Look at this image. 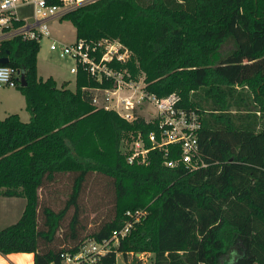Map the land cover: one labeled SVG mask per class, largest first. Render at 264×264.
<instances>
[{"label": "trees", "instance_id": "trees-1", "mask_svg": "<svg viewBox=\"0 0 264 264\" xmlns=\"http://www.w3.org/2000/svg\"><path fill=\"white\" fill-rule=\"evenodd\" d=\"M77 39H117L123 62H108L128 76H143L158 96L175 92L199 113L204 167L165 165L178 150L149 149L147 162H128L139 132L149 145L153 123L126 120L94 105L92 89L109 87L78 63L73 89L36 71L39 41H0L29 118H0V195L20 196L17 219L0 227V253L31 252L32 264H59L60 253L84 239L99 241L123 223L126 209L145 208L117 244L93 264H114L150 252L152 264H264V0H96L62 15ZM233 48L219 56L223 42ZM107 179L112 202L87 233L78 228L88 175ZM69 180L62 205L40 200L49 184ZM71 215L65 225L67 210ZM229 257L228 260L225 257ZM140 264V258H134Z\"/></svg>", "mask_w": 264, "mask_h": 264}, {"label": "built area", "instance_id": "built-area-1", "mask_svg": "<svg viewBox=\"0 0 264 264\" xmlns=\"http://www.w3.org/2000/svg\"><path fill=\"white\" fill-rule=\"evenodd\" d=\"M93 1L96 0H0V41L14 36L37 41L48 38L50 50L60 57L68 56L73 60L69 67L73 81L78 63L96 80L111 81L109 87L93 88L91 101L98 107L114 109L126 120L134 119L135 109L141 104L150 105L153 114L146 119L153 123V128L147 132L149 145H145L138 132L128 145V162H147L146 153L152 148L161 149L165 156L168 145H173L177 147V155L165 158V165L174 166L179 163L188 170L204 167L206 162L199 151L197 139L201 123L199 113L196 109L177 104L179 95L175 92L158 96L144 89L142 75L135 79L128 76L127 71L109 65L111 60H125L128 49L124 45L108 37L95 41L74 38L73 41L64 42L51 35L50 23L53 20L61 19L64 13L78 5ZM22 9L28 11L19 14ZM19 74L18 68L0 63V85L14 86L15 80H19ZM146 212L145 208L126 209L122 225L113 229L107 238L99 241L84 239L75 251L61 252L59 264H93L100 255L115 246L133 222L138 221ZM139 258L141 260L142 257Z\"/></svg>", "mask_w": 264, "mask_h": 264}, {"label": "rangeland", "instance_id": "rangeland-1", "mask_svg": "<svg viewBox=\"0 0 264 264\" xmlns=\"http://www.w3.org/2000/svg\"><path fill=\"white\" fill-rule=\"evenodd\" d=\"M27 11L28 9H22L19 11V14H25ZM50 30L51 35L64 42L73 41L75 38L74 27L70 20L66 18H61L57 21L53 20L50 23ZM48 43L49 39L46 37L39 40V49L36 54L37 73L41 75L53 73L60 84L64 82L67 87L73 89V73L69 72V67L72 66L73 60L68 56H58L55 51L48 48ZM231 48H233L231 40H226L220 46L218 55H224ZM7 89L9 91H14L13 86H7ZM21 95L20 97L22 98ZM5 97H1L3 101L1 100L0 102V118L9 113H3L2 111V108L7 105ZM9 105L12 107L10 111L16 112L21 120H27V115L29 113L24 107L23 98L20 100V103H10ZM135 112L136 114L142 115L144 119H148L153 114V109L150 105L141 104L137 109H135ZM87 181L88 183L81 196L80 202V206L82 208L79 214L81 225L80 227L78 226V228L81 235L90 231L98 223V221L105 217L112 202V193L106 178L91 173L88 175ZM68 184L69 180L65 179H61L58 183L49 184L48 187H44L39 190L40 200L51 204V206L55 209L60 207L66 196V192L69 189ZM23 204L24 199L20 196H17L16 199L9 198L8 196L2 198L0 200V227L14 222L19 216ZM71 212L72 209L69 208L64 215L62 220L63 227H65ZM135 257H142L140 264H152L150 252H140V254H134L133 256L127 254L125 258H123L120 252H116L114 264H139L134 259ZM10 258L13 260V264H24L27 260H30L16 253ZM225 258L228 260L229 257L226 256Z\"/></svg>", "mask_w": 264, "mask_h": 264}, {"label": "crops", "instance_id": "crops-1", "mask_svg": "<svg viewBox=\"0 0 264 264\" xmlns=\"http://www.w3.org/2000/svg\"><path fill=\"white\" fill-rule=\"evenodd\" d=\"M36 67H37V61H36ZM38 75L41 76L42 78H45L46 76L51 75L54 78L56 85L57 86L60 85V83L58 82L57 78L55 77V75L53 73H49L48 75H41V74H38ZM73 85H74V81H73ZM13 88H14L13 89L14 91H9L7 89V85L6 86L0 85V102L2 100L1 97L6 96L5 98H6V103H7V105L2 108L3 113H5V112L11 113L12 111H10V109H12V107L9 104L10 103H20V100L23 98V96L18 91V89L15 88L14 86H13ZM18 94H20L22 96V98ZM27 116L29 118V114ZM5 197L6 196L0 195V200L2 198H5ZM8 197L16 199L17 196H8ZM15 253L20 254L22 257H24L26 259H30L29 261L27 260L24 264H32V253L31 252H11V253H7V254L0 253V264H13V260H11L10 257Z\"/></svg>", "mask_w": 264, "mask_h": 264}, {"label": "water", "instance_id": "water-1", "mask_svg": "<svg viewBox=\"0 0 264 264\" xmlns=\"http://www.w3.org/2000/svg\"><path fill=\"white\" fill-rule=\"evenodd\" d=\"M6 60H7V57H6V56H1V57H0V63H5ZM18 79H19V84H20V85H24V84H25V79H24V76H23L22 73L19 74ZM135 254L138 255V254H140V252H135Z\"/></svg>", "mask_w": 264, "mask_h": 264}]
</instances>
